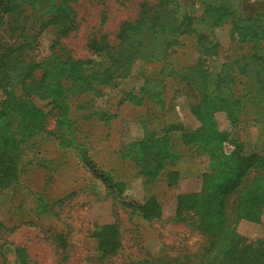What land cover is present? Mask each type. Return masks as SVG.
<instances>
[{"label":"rangeland","instance_id":"374dc122","mask_svg":"<svg viewBox=\"0 0 264 264\" xmlns=\"http://www.w3.org/2000/svg\"><path fill=\"white\" fill-rule=\"evenodd\" d=\"M143 1L73 0L68 2L71 8L67 5L57 15L25 7L19 14L6 15L0 24V55H22L27 66L36 65L35 76H45L54 59L57 64L70 60L68 72L78 76L76 69L99 59L87 47L89 39L116 45L122 25L137 18ZM238 2L246 15L264 9V0ZM175 3L196 16L203 9L198 0ZM194 26L196 30L182 36L164 61H137L126 77L100 85L98 94L72 95L61 88L64 81H55L50 97H34V108L12 112L7 130L16 138L23 134L26 141L17 180L0 185V264H20V257L27 264H105L90 233L96 225L113 222L121 233L117 255L123 258L192 252L201 237L186 222L173 220L177 197L199 191L207 171L212 173L208 184L213 195L231 189L245 172L257 177L264 173V118L254 105L238 108L236 94L225 104H215L230 95L227 82L217 81L215 75L229 60L240 58L242 44L229 39L227 25ZM200 32L218 42L200 59L210 84L207 91L219 95L215 102L203 100L205 80L190 73L200 84L195 89L186 70L197 62L195 40ZM263 72L255 74L261 80L256 83L258 92H264ZM22 80L12 87L14 103ZM177 123L190 127L194 143L183 145L180 131L168 130L172 156L158 169L151 143ZM30 131L36 133L29 135ZM128 150L142 153L138 164ZM100 172L108 179L99 177ZM150 198L161 206L160 220L139 215ZM232 230L248 240L262 239L264 220L241 217L225 234ZM57 234L66 237L64 248L58 246Z\"/></svg>","mask_w":264,"mask_h":264},{"label":"trees","instance_id":"16d2710c","mask_svg":"<svg viewBox=\"0 0 264 264\" xmlns=\"http://www.w3.org/2000/svg\"><path fill=\"white\" fill-rule=\"evenodd\" d=\"M71 1L73 0H0V24L6 15L19 14L25 7H39L44 11L52 12V15H57L64 12L68 2ZM198 1L203 9L196 16L184 9L176 8L175 0L156 2L144 0L140 4L137 18L129 24L122 25L116 45L99 41L95 37L89 39L87 47L99 59L76 69L78 76L69 74L68 70L72 65L70 60H62L57 64L54 59V66L45 71V76L44 74L35 76L33 69L37 68L36 65L27 66L22 55L11 57L12 53L7 52L0 55V90L3 96L0 99V185L5 186L9 181L15 182L21 173L24 151L21 145L26 138L23 134L16 138L7 130L12 112L23 106L26 109L34 108V97L40 100L50 97L49 88L55 81L58 83L64 81V84L60 85L61 88L72 95L88 91L98 94L100 85L111 84L116 77H126L135 62L164 61L169 50L179 44L182 36L196 30L194 26L196 23L209 29L227 25L229 39L240 42L243 52L239 59L225 63L215 75L218 77L217 81L225 80L229 86V97L221 100L217 91H207L210 85L206 79L208 75L204 73L206 70L200 64L204 51L217 46L218 42L208 33H197L195 40L197 62L186 67L189 80L195 85V89L200 85L196 79L199 76L201 80H205L200 90L203 100L215 102L219 99L215 102L216 105L225 104L236 94L238 108L243 106L244 109L254 105L257 109L256 114L264 118V92H258L259 90L256 89V83H260L261 80L255 77V74L263 72L261 68L264 69V9L255 15H246L239 10V0ZM51 61L52 59L49 62ZM253 66L256 68L255 74L252 72ZM190 73L196 74V77L191 76ZM241 73L243 75L240 76ZM148 75V73L143 74L145 80H148ZM21 78L23 80L19 87V97L16 98L17 103H14L12 87L15 81ZM46 80L48 83H44ZM207 127L212 129L211 124ZM168 130H179L183 145L194 143L191 142L190 127L177 123L170 128H164L160 136L155 137L151 143L155 149L153 157L158 169L164 167L163 160L172 156L173 141L167 136ZM34 133L36 132L30 131L29 135ZM130 146L132 144L127 145L126 148ZM140 146L142 147L143 144L141 143ZM238 154L239 151L237 157ZM128 155L135 165L138 164L136 159L143 157L141 152L134 150H128ZM226 163L222 162V166ZM93 169L97 173L96 169ZM263 174L257 177L250 171L245 172L231 189L213 195L209 191L208 184V176H212V173L207 171L203 173L204 179L199 191L177 197L173 220L186 222L184 224L201 237L199 247L194 251L185 253L177 251L175 255L148 254L138 258H130V256L123 258L121 254L117 255L121 248V233L117 223L113 222L96 225L90 233L100 252V260H106L103 262L105 264H264V238L248 240L233 230L230 234H225L238 218L264 220V180L263 183L256 184L257 179L264 177ZM98 175L102 179H108L104 172ZM139 213L148 221L160 220L162 217L161 206L153 198L141 205ZM56 238L58 246L64 248L66 237L57 234ZM20 264H27L24 257H20Z\"/></svg>","mask_w":264,"mask_h":264}]
</instances>
